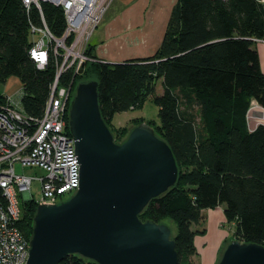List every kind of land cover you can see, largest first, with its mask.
I'll use <instances>...</instances> for the list:
<instances>
[{
    "label": "trees",
    "instance_id": "1",
    "mask_svg": "<svg viewBox=\"0 0 264 264\" xmlns=\"http://www.w3.org/2000/svg\"><path fill=\"white\" fill-rule=\"evenodd\" d=\"M42 18L53 35H63L61 7L43 2L41 11L35 5L28 10L22 0H0V80H21V103L34 117L44 114L57 73L53 62L40 69L30 58V29L43 26ZM169 18L156 53L109 63L100 61L90 44L86 54L92 60L82 74L62 73L59 85L72 89L68 123L75 86L94 70L102 117L116 142L124 139L110 127L114 115L154 99L160 123L148 124L170 144L180 175L140 219L172 218L179 264H195V236L206 209L223 205L227 220L235 222L237 240L264 245V124L252 130L248 116L252 102L264 108V71L256 47V40L264 39V7L259 0H178ZM37 206L23 205L20 225L28 237ZM59 264L96 263L68 255Z\"/></svg>",
    "mask_w": 264,
    "mask_h": 264
},
{
    "label": "water",
    "instance_id": "2",
    "mask_svg": "<svg viewBox=\"0 0 264 264\" xmlns=\"http://www.w3.org/2000/svg\"><path fill=\"white\" fill-rule=\"evenodd\" d=\"M81 67L80 73L85 63ZM76 86L68 123L81 167L79 187L57 204L37 207L26 264H59L68 255L96 264H179L170 226L140 219L179 179L170 144L146 122L116 142L100 110L99 82ZM218 260L264 264V245L234 239Z\"/></svg>",
    "mask_w": 264,
    "mask_h": 264
},
{
    "label": "built area",
    "instance_id": "3",
    "mask_svg": "<svg viewBox=\"0 0 264 264\" xmlns=\"http://www.w3.org/2000/svg\"><path fill=\"white\" fill-rule=\"evenodd\" d=\"M22 1L28 10L35 5L41 11L43 2L61 7L66 26L58 37L44 18L43 26L35 24L30 29V58L36 67L46 69L53 62L57 68L44 114L34 117L25 112L21 103L23 87L16 94L3 95L0 101V264H26L29 260L30 237L20 225L25 202L54 205L79 187L81 167L66 121L72 89L59 85V78L70 70L74 75L82 74V64L92 60L86 50L113 0ZM19 163L23 167L43 168L45 173L40 177L19 174L15 169ZM34 179L41 183L38 199L31 191Z\"/></svg>",
    "mask_w": 264,
    "mask_h": 264
},
{
    "label": "crops",
    "instance_id": "4",
    "mask_svg": "<svg viewBox=\"0 0 264 264\" xmlns=\"http://www.w3.org/2000/svg\"><path fill=\"white\" fill-rule=\"evenodd\" d=\"M177 2L178 0H113L101 25L94 31L91 43L94 54L100 61L114 63L156 53ZM256 47L261 58V69L264 71V42H258ZM248 114L252 130L264 124L262 106L252 102ZM210 209L203 212L207 218H212ZM200 226H197L199 230ZM225 235L226 233L222 238L216 235L217 239H211V244L207 246V240L198 243L197 235L195 236L197 257L202 258L201 264H217L219 247Z\"/></svg>",
    "mask_w": 264,
    "mask_h": 264
},
{
    "label": "rangeland",
    "instance_id": "5",
    "mask_svg": "<svg viewBox=\"0 0 264 264\" xmlns=\"http://www.w3.org/2000/svg\"><path fill=\"white\" fill-rule=\"evenodd\" d=\"M104 18V17H103ZM103 20V19H102ZM93 41V37L90 41V44ZM96 77V73L91 71L89 74H86L84 79L85 80H92ZM80 78L79 80H81ZM22 88L21 80L15 76L10 77V80L7 82H3L0 80V96L7 94H16L18 90ZM163 88L161 83H158L157 92L160 94L162 92ZM156 121L158 124L160 123L159 119V107L154 102V99L152 97H149L140 107L139 109H132L128 110L126 112H120L114 115V117L110 120V127L117 132V135L120 140L129 133V129L139 124L140 122H146L149 123L150 121ZM200 122V119H197V123ZM15 169L17 170V173H24L29 176L34 177H40L42 174L45 173V170L38 167H23L20 163L15 166ZM32 194L35 199H38L41 196V183L39 180L34 179V182L32 184L31 188ZM211 212L212 218L204 217L203 221L200 223V230L199 234H197L198 243L201 241L207 240L211 244V239L216 240V235H219L221 238L226 233V235L223 237L222 243L219 247V257L222 255L223 250L225 246L230 243L231 241H234V239H237L235 237V222H230L227 220L226 215L224 214V207L223 205L215 208H211L209 210V213ZM208 213V212H207ZM162 223H167L170 228L173 230V234L175 235L178 232L177 225L175 221L172 218L166 217V219L162 220ZM211 226V228H209ZM208 229V230H207ZM218 257V259H219ZM202 258L195 257L193 261H195V264H201ZM219 261V260H218Z\"/></svg>",
    "mask_w": 264,
    "mask_h": 264
}]
</instances>
